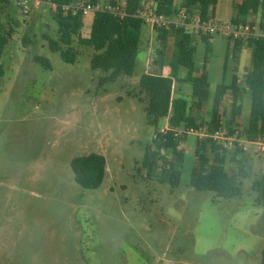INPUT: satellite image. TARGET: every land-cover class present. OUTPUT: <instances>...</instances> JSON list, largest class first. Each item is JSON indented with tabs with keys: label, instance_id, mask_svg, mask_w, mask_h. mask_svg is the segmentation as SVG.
<instances>
[{
	"label": "rangeland",
	"instance_id": "obj_1",
	"mask_svg": "<svg viewBox=\"0 0 264 264\" xmlns=\"http://www.w3.org/2000/svg\"><path fill=\"white\" fill-rule=\"evenodd\" d=\"M7 1L0 0V39L8 41L0 56V264H261L264 200L253 184L264 175V149L246 135L250 95L241 117L234 118L227 96L200 110L191 84H176L173 90L175 98H188L201 132L210 134L216 117L237 140L234 150L222 152L227 172L242 183L241 197L220 199L192 187V168L205 155L198 150L205 139L192 135L180 142L182 162L164 153L156 172L148 175L145 154L158 147L155 136L169 123L149 122L140 79L145 70L162 71L159 51L171 58L175 39L164 46L161 32L145 26L134 76L105 82L110 72L92 68L96 52L80 41L90 35L94 12L84 14L86 24L73 38L77 62L68 64L49 46L50 40L60 41L55 6L31 2L24 16L16 2ZM111 1L98 0L95 6L126 2ZM239 2L219 0L215 22L231 23ZM151 7V0H144L143 11ZM253 22L255 32L264 34L261 10ZM221 39L209 50L199 43L195 54L197 71L207 60L211 92L223 82L229 54L228 42ZM37 57L49 60L51 69ZM242 57V66H251L249 49ZM235 60L231 68L238 67ZM239 75L244 86V71ZM92 153L106 157V177L99 189L86 190L76 183L71 162ZM173 164L181 171L178 186L167 182Z\"/></svg>",
	"mask_w": 264,
	"mask_h": 264
},
{
	"label": "trees",
	"instance_id": "obj_2",
	"mask_svg": "<svg viewBox=\"0 0 264 264\" xmlns=\"http://www.w3.org/2000/svg\"><path fill=\"white\" fill-rule=\"evenodd\" d=\"M78 0H47L56 8L54 16L58 24L60 41L50 40L49 46L53 52L61 54L62 60L68 64L77 62L78 54L73 47V38L80 36L84 27V13H65L64 6L70 5ZM98 0H92L96 5ZM156 3L155 11L158 15L168 18H176L182 10L189 13H200L203 19L214 18L215 8L218 0H182L177 5L176 0H153ZM6 2H8L6 0ZM113 5L118 0L111 1ZM144 10V0H126L124 16H116L111 11L98 10L94 12L91 33L88 38L80 41L92 47L95 54L91 58V66L94 70H101L110 75L103 79L105 82H115L121 76L133 77L136 69L138 52L142 44L145 20L140 17ZM262 10L264 17V0H240L234 4V15L231 19L233 24H250L254 26L250 16ZM264 30V24H261ZM164 46L173 37L174 45L171 58L164 51H159L162 56L161 67H168V76L144 74L140 79L142 92L148 96L145 112L151 124L158 126L162 120H169L170 130L166 134L159 133L155 142L158 147L150 146L145 154L143 166L148 175L156 172L158 164L163 160V154L170 152L176 159L182 162L183 153L179 150L180 142L186 135L182 133L176 137V131L187 128H195L200 131L201 125L192 113L190 103L183 96L173 97L174 85L191 84L193 97L197 100V108H201L210 99L209 77L206 70L201 76H197L195 63V49L193 43L195 34L186 28H172L170 30H157ZM207 49L209 50V36H205ZM230 40V39H229ZM232 41V40H230ZM233 48L229 47V54L224 65L226 74L230 56L236 58L237 53L246 44L252 51L251 66L246 75L244 86L239 85V78L234 75L230 84L226 79L217 86L214 103H220L222 97L230 91L233 95V106L235 107L234 118L244 111L243 100L246 94L250 95L251 111L246 124V135L250 141L264 140V34L251 36L247 40H236ZM8 41L4 37L0 39L1 51ZM63 46L67 47L65 50ZM36 61L45 68L51 69L49 60L37 57ZM207 60L205 61V69ZM181 69L187 70L183 78ZM217 113V110L215 111ZM215 119L210 123V134L222 126L221 121ZM198 150L204 151L205 155L192 169L191 185L198 191L213 192L220 199H234L242 195V183L237 182L235 175L227 172V155L224 154L220 144L212 138H206L198 143ZM235 160V159H233ZM71 167L74 172L76 183L86 190L99 189L106 177L107 160L100 154L92 153L79 156L72 160ZM167 182L178 186L181 180V171L173 164L167 170ZM255 191L259 192L264 200V175L260 181L253 184ZM264 264V252L262 263Z\"/></svg>",
	"mask_w": 264,
	"mask_h": 264
},
{
	"label": "built area",
	"instance_id": "obj_3",
	"mask_svg": "<svg viewBox=\"0 0 264 264\" xmlns=\"http://www.w3.org/2000/svg\"><path fill=\"white\" fill-rule=\"evenodd\" d=\"M16 4L21 7L24 16H27L29 11V6L31 2H34L36 6L40 5V0H13ZM126 7V2L122 5L117 6H108L105 9H100L95 5H83L80 1H76L70 5L64 6L65 13L72 12L76 14L80 11H83L84 14L90 12H96L98 10H107L114 13L116 16H124V8ZM140 17H142L146 24L151 27L153 30H170L174 27L176 28H186L187 31L191 30L197 34H202L206 36H224L232 41L236 40H247L251 36L262 35L255 32V28L250 24H217L214 18L203 19L200 15L189 13L186 10H182L178 17L168 18L163 15H158L156 11H150L149 13L141 11ZM170 130V126L163 128L160 133L166 134ZM185 133L186 135H196L200 140L206 138H212L215 142L220 144L223 150H234L237 140L233 137L228 136L227 131L223 126L219 127L212 134H205L201 131H197L195 128H187L182 131H176V137H179L180 134ZM158 136V135H157ZM155 136V139L157 138ZM251 144H256L262 146L264 149V144L261 141H249ZM248 148L245 146V150Z\"/></svg>",
	"mask_w": 264,
	"mask_h": 264
},
{
	"label": "crops",
	"instance_id": "obj_4",
	"mask_svg": "<svg viewBox=\"0 0 264 264\" xmlns=\"http://www.w3.org/2000/svg\"><path fill=\"white\" fill-rule=\"evenodd\" d=\"M181 1L182 0H176V3H177V5H179L180 3H181ZM151 3H152V6L153 7H151V9L152 8H154V10L153 11H155V8H156V3L153 1V0H151ZM218 3H219V0H218ZM217 6H218V4H217ZM217 6H216V8H215V13H214V19H215V17H216V12H217ZM260 13V11L259 12H257V13H255V14H253V15H251L250 16V18H251V20H254L255 19V17H257L258 16V14ZM88 14L89 13H87V16H88ZM263 15V12H262V10H261V16ZM87 16L85 17V19H84V24H86V18H87ZM93 19H94V13H93ZM92 23H93V20H92V22H89V29H90V33H91V27H92ZM188 32H190V33H192V34H195V40H194V43H193V47H194V49H195V54H198V53H200V49H197V45L199 44V43H203V44H206L207 45V43H206V38H205V36L206 35H202V34H197L196 32H194V31H191V30H189ZM90 36V35H89ZM196 36H198V37H202V40H201V38H197L196 39ZM210 37V36H209ZM221 38H224L227 42H228V44H229V47H230V49H232L233 48V45H234V42H232V41H230L228 38H226V37H224V36H211L210 37V39L208 40L209 41V44L211 45V44H213L214 42H215V40L216 39H221ZM217 40V41H218ZM222 40V39H221ZM220 42V41H219ZM247 49H249L250 50V53H252V51H251V49L245 44L243 47H242V49L240 50V52H238L237 53V57L236 58H234V59H236L235 60V62H236V64L238 65V67H235V68H231V66L232 67H234V63L232 64V62H231V59H232V56H230V58H229V61H228V67H227V71H226V74H224V68H223V77H222V79H226V76L228 77L229 75H230V80H229V82H227V80H226V83L227 84H230L231 82H232V79H233V76L234 75H236L238 78H239V82H240V80L242 79V78H240V75L239 74H241V72L242 71H244V73H245V75H247V73H248V71H249V69H250V66L248 67V66H242V56H243V54L247 51ZM138 54H139V52H138ZM138 57L139 56H137V60H138ZM145 59H146V57L145 56H143V62H145ZM204 63H205V61H204ZM136 64H137V62H136ZM149 65V63H147V65H144V69H145V66H148ZM225 65V64H224ZM161 66V65H160ZM161 69H162V71L160 72H158L159 74H154V75H163V76H168L169 74H170V69L168 68V67H161ZM239 69V71L238 72H236L237 70ZM204 70H206L205 69V65L203 66V68L200 70V71H197V76H201V74L203 73V71ZM155 71H158V69H155ZM145 74H153V73H150L149 71H147V70H145V72H144ZM182 76V75H181ZM186 77V75L183 77V78H185ZM246 78V77H245ZM177 84V83H176ZM176 84L174 85V89L176 88ZM241 86V85H240ZM173 89V90H174ZM179 89H180V87H179ZM217 89V88H216ZM208 90H209V92H210V99L208 100V102L207 103H205L201 108H200V110H203L204 108H208L209 107V103H212L213 102V99H214V96H215V92H211V84L209 83V87H208ZM249 94H246L245 96H244V99L248 96ZM179 96H182V95H178L177 97H179ZM227 96V98L229 97L231 100H232V108H231V110H232V113H233V115H234V111H235V107L233 106V95H232V93L230 92V91H228L223 97H222V99H221V102H223L224 101V99H225V97ZM173 97H174V91H173ZM184 97V96H183ZM175 98V97H174ZM185 98H187V97H185ZM188 99V98H187ZM194 99H195V101H196V98L194 97ZM189 101V100H188ZM243 102H244V100H243ZM243 104V103H242ZM207 106V107H206ZM197 107V106H196ZM199 109V108H198ZM192 111V113H193V115L195 116V114H194V112H193V109L191 110ZM196 117V116H195ZM234 117V116H233ZM237 117H241V114H239ZM236 117V118H237ZM197 119V118H196ZM248 119L249 118H247V115H246V118H245V122H246V124H247V122H248ZM166 121L169 123V120L168 119H166ZM246 124H245V126H246ZM246 128V127H245ZM192 136H196V135H192ZM197 137V136H196ZM193 169V168H192Z\"/></svg>",
	"mask_w": 264,
	"mask_h": 264
}]
</instances>
